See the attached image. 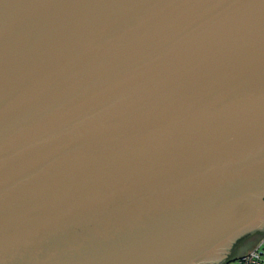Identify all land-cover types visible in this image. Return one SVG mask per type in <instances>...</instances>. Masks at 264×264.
<instances>
[{"label": "water", "instance_id": "water-1", "mask_svg": "<svg viewBox=\"0 0 264 264\" xmlns=\"http://www.w3.org/2000/svg\"><path fill=\"white\" fill-rule=\"evenodd\" d=\"M263 230L264 0H0V264H226Z\"/></svg>", "mask_w": 264, "mask_h": 264}, {"label": "flooded vegetation", "instance_id": "flooded-vegetation-1", "mask_svg": "<svg viewBox=\"0 0 264 264\" xmlns=\"http://www.w3.org/2000/svg\"><path fill=\"white\" fill-rule=\"evenodd\" d=\"M264 233V230L263 231H259V232H256V233H253L247 237H245L244 239H242L241 241H239L238 243H236L231 249L230 251L228 252L227 256L225 257V260L228 261V260H234V259H237L240 256L242 250H243V245H245V243L247 241H255L256 239L259 240V238L262 236V234Z\"/></svg>", "mask_w": 264, "mask_h": 264}, {"label": "built area", "instance_id": "built-area-1", "mask_svg": "<svg viewBox=\"0 0 264 264\" xmlns=\"http://www.w3.org/2000/svg\"><path fill=\"white\" fill-rule=\"evenodd\" d=\"M239 260L241 264H264V238L251 253Z\"/></svg>", "mask_w": 264, "mask_h": 264}, {"label": "rangeland", "instance_id": "rangeland-1", "mask_svg": "<svg viewBox=\"0 0 264 264\" xmlns=\"http://www.w3.org/2000/svg\"><path fill=\"white\" fill-rule=\"evenodd\" d=\"M226 264H241V263H240V260H239V258H238V259H235V260H233V261H229V262H227Z\"/></svg>", "mask_w": 264, "mask_h": 264}]
</instances>
